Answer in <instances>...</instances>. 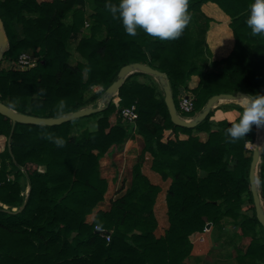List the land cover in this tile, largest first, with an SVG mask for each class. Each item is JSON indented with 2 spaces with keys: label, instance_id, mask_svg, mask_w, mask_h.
<instances>
[{
  "label": "trees",
  "instance_id": "trees-1",
  "mask_svg": "<svg viewBox=\"0 0 264 264\" xmlns=\"http://www.w3.org/2000/svg\"><path fill=\"white\" fill-rule=\"evenodd\" d=\"M208 2L231 18L236 41L232 53L218 62L210 61L206 42L210 19L202 5ZM251 2L188 0L191 19L181 36L161 40L142 29L135 36L126 33L105 7L106 0H0L10 43L0 64L15 63L24 52L38 59L30 70L0 68V101L23 114L60 117L99 101L121 68L136 62L168 75L177 108V98L199 76L194 114L214 95L264 94V35H253L246 24ZM75 33L81 34L76 51L83 61L74 65ZM140 77L156 81L144 73L132 74L101 112L58 126L16 124L11 151L7 147L0 152V264H184L193 250L190 237L209 224L219 227L224 219L251 238L236 261L264 263V228L255 207L252 215L241 214L246 197L254 206L249 180L253 152L247 144L255 143L258 126L232 140L226 129L239 116L213 122L212 110L196 128L179 127L171 121L158 82L147 84ZM91 88L98 91L87 103ZM133 105L139 115L135 124L121 116L122 108ZM232 108L240 115L239 105ZM12 127L0 114V137H10ZM166 131L174 138L164 140ZM48 134L65 143L57 146ZM180 134L189 138L180 139ZM201 134H207L206 141ZM136 135L144 144L131 182L115 192L108 210L96 211L110 187L102 177V158ZM146 162L168 184L165 192L144 172ZM31 165L43 166L44 172L31 171ZM261 188L264 207V155ZM25 203L21 212L10 213ZM160 203L167 225L159 234Z\"/></svg>",
  "mask_w": 264,
  "mask_h": 264
},
{
  "label": "clouds",
  "instance_id": "clouds-1",
  "mask_svg": "<svg viewBox=\"0 0 264 264\" xmlns=\"http://www.w3.org/2000/svg\"><path fill=\"white\" fill-rule=\"evenodd\" d=\"M113 18H118L126 33L135 36L138 29L145 33L164 39L179 38L190 22L188 0H118L117 3L106 0ZM253 35H264V0H252L246 19ZM240 100V115L226 129L232 140L246 137L252 125H264V94L259 92L248 95L238 94ZM59 109L64 108L61 100ZM48 139L57 146H63L65 141L60 137L48 134Z\"/></svg>",
  "mask_w": 264,
  "mask_h": 264
},
{
  "label": "water",
  "instance_id": "water-1",
  "mask_svg": "<svg viewBox=\"0 0 264 264\" xmlns=\"http://www.w3.org/2000/svg\"><path fill=\"white\" fill-rule=\"evenodd\" d=\"M10 46L9 37L6 32L4 22L0 16V60L3 58L4 54L8 51ZM144 73L152 76L155 80L160 83L162 88L165 104L167 106L171 121L173 124L179 127L185 128H196L200 123H202L210 114V112L217 108L222 102H236L240 101L237 98L238 94H245L244 92H237L236 94H218L214 95L208 99L204 108L197 113L192 119H186L180 116L177 105L174 100L173 91L171 87L170 80L166 73H163L157 69L152 68L149 65L142 63H131L125 65L121 68L118 73L117 80L105 91L102 98L100 99V104L98 107L87 106L79 109L78 111L56 117V118H45V117H36L33 115L23 114L15 111L2 101H0V114L10 119L13 123L12 131L9 137V150L11 151V140L12 135L15 129L16 124H26V125H35V126H58L64 123L70 122L75 119L83 118L90 116L94 113L101 112L104 110L108 104L118 95V92L122 85L125 83L127 78H129L134 73ZM260 134H258L257 140L262 139L263 143L259 148L256 145V148L253 151L252 162L249 171V180H250V190L253 196V202L256 212V217L259 223L264 228V207H263V193H262V164H263V155H264V125H261ZM258 143V142H257ZM26 206V203L22 206L21 209H13L10 213H19ZM5 209H7L5 207ZM211 224L208 225L210 228Z\"/></svg>",
  "mask_w": 264,
  "mask_h": 264
},
{
  "label": "rangeland",
  "instance_id": "rangeland-1",
  "mask_svg": "<svg viewBox=\"0 0 264 264\" xmlns=\"http://www.w3.org/2000/svg\"><path fill=\"white\" fill-rule=\"evenodd\" d=\"M86 10L88 13L91 12L88 5L86 7ZM80 39H81L80 33H75L71 39V46H72L71 52L72 53H71L70 63L74 64V65L83 61L81 56L76 51V48H77V45H78ZM6 67H11V68L15 69L16 68V62L14 63L13 61H10V62L4 61V62H2V64H0V68H6ZM214 67L215 66H213V68L208 66L207 69L208 70H215V71L220 70V68H214ZM139 81L140 82H146L147 84H154V85H157V82H158L157 80L154 81L153 79L146 78V77H140ZM158 84L159 85H157V86L160 87V88L159 87L158 88L162 90L159 82H158ZM97 91H98L97 88H91L86 92L85 97H86L87 103L92 102V100H93L92 98ZM190 93L194 95L193 92H190ZM115 103H118V98L115 99ZM99 104H100V100L95 102V103L89 104L88 106L95 107V105H97V107H98ZM177 104L179 105V97L177 98ZM221 104L218 105V106H221L220 108L213 109L215 118H213L211 121H213V122L217 121L216 116H217V113L219 112L220 109H222V111L225 112L226 108H228V109L232 110L231 112H235V114H237L236 111H234V109L232 108V104H237L240 106V101L230 102V103H226V101H225V102H222ZM196 114L197 113H195V114L192 113V114H188L186 116L187 117L192 116V115L195 116ZM183 116H185V115H183ZM221 116L222 115H220V117ZM220 117H218V118H220ZM192 118L193 117L187 118V119L189 120ZM95 122L96 121H92L91 125L95 124ZM260 131H261V127L258 126V134H260ZM257 138H258V136H257ZM257 142H259V141L256 139L254 144H247V149L250 150V152H253L254 149L256 148V145L258 146ZM125 146H126V144H125ZM7 147L9 149V137L1 136L0 137V152L4 151L5 148H7ZM260 147L261 146H259V148ZM249 154L250 153H248V155ZM231 166H233V165L231 164ZM34 169H38L39 171L44 172L45 168L43 166L39 167V166L31 165V171H33ZM124 170L125 171L122 172V174H123L122 177L125 178L127 180V182H113L115 190L119 189L123 183L129 184V182H130L131 172L129 170H126V169H124ZM125 179H123V180H125ZM158 184H160L163 187V189H166L167 185H168L167 183L162 182V180H160L158 182ZM160 204H161V206L158 207V211H157V215H158V219H159V223H160L159 224L160 227H159V231H158L159 234L164 232L165 225H167L166 218H165L166 217L165 211L163 210V206H162L163 203H160ZM4 207L8 208L7 206H4ZM253 207H254L253 204L249 201L248 197H246L245 200L243 201V204H242L241 214L243 216L252 215L253 214ZM240 220H242V217ZM190 239H191L192 243L194 242L193 243V250H192L190 257L184 262V264H239L238 261H236V256L242 252L245 253L249 244L251 243V238L243 236L240 227L235 226L229 219H224L219 227H212L211 226L210 232L207 234L204 242L198 241L197 235H195V236L192 235L190 237Z\"/></svg>",
  "mask_w": 264,
  "mask_h": 264
},
{
  "label": "crops",
  "instance_id": "crops-1",
  "mask_svg": "<svg viewBox=\"0 0 264 264\" xmlns=\"http://www.w3.org/2000/svg\"><path fill=\"white\" fill-rule=\"evenodd\" d=\"M39 2H51L53 0H38ZM203 13L210 19L209 30L206 34V42L211 52V62H218L222 59L227 58L235 47V37L231 27L232 20L231 18L216 4L212 2H208L202 5ZM17 28V27H16ZM200 78L195 75L192 77L189 82L188 88L184 90L185 92H193L199 86ZM222 105V104H221ZM222 109L219 110V114L217 113L216 120L228 119L230 121H234L239 114H235V112H231V109L226 108L225 112H221ZM221 113V114H220ZM220 115H222L220 117ZM220 117V118H218ZM215 118V115L214 117ZM117 116L114 115L111 118L112 124L116 123ZM174 133L172 131L165 132L164 140L169 138H174ZM180 139H188L189 136L187 134H180ZM202 141L207 140V134H201ZM262 140V139H260ZM259 140V141H260ZM143 140L140 136L132 137L126 143L123 149H119L117 147L113 148L104 158L101 160V173L102 177L107 179L110 182L109 191L106 194V201L101 204L97 209L108 210L110 200L114 197L115 192L118 190L114 189L113 182H127L125 178L122 177V172L129 170L131 172L132 178V169L133 166L138 161V156L140 155L143 149ZM144 172L151 178V180L158 184L161 180V177L152 171H150L149 165L147 162L143 166ZM125 179V180H123ZM131 182V179H130ZM128 185V184H126ZM160 185V184H159ZM122 186V185H121ZM121 188V187H120ZM166 189H164V192ZM162 193V196L164 194ZM26 195L29 194V188L26 189ZM160 196V197H162ZM161 200V198L159 199ZM95 211V212H96ZM95 214H92L88 217V220L93 221ZM198 233L194 234L197 235Z\"/></svg>",
  "mask_w": 264,
  "mask_h": 264
},
{
  "label": "built area",
  "instance_id": "built-area-1",
  "mask_svg": "<svg viewBox=\"0 0 264 264\" xmlns=\"http://www.w3.org/2000/svg\"><path fill=\"white\" fill-rule=\"evenodd\" d=\"M86 25L88 26L89 24L87 23ZM37 62H38V59L36 57L32 56L28 52H24L17 59L15 69L24 70V71L30 70L36 67ZM195 103H196L195 95L191 94L190 92L184 91L179 97V105H178L179 109L177 108L180 116L187 119L188 117L186 115L192 114L195 111ZM182 114L185 116H183ZM121 116L124 121L135 124L139 117L138 112H137V107L133 105L131 107L122 108ZM210 229H211V226L210 228H208L207 226L204 232L198 233L197 234L198 241L204 242L207 234L210 232ZM106 238L108 241H110V235H107Z\"/></svg>",
  "mask_w": 264,
  "mask_h": 264
},
{
  "label": "bare ground",
  "instance_id": "bare-ground-1",
  "mask_svg": "<svg viewBox=\"0 0 264 264\" xmlns=\"http://www.w3.org/2000/svg\"><path fill=\"white\" fill-rule=\"evenodd\" d=\"M262 143H263V141L260 140V141L258 142V147L261 146Z\"/></svg>",
  "mask_w": 264,
  "mask_h": 264
}]
</instances>
